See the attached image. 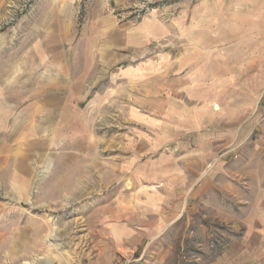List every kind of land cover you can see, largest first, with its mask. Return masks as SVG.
<instances>
[{
	"label": "rangeland",
	"instance_id": "1",
	"mask_svg": "<svg viewBox=\"0 0 264 264\" xmlns=\"http://www.w3.org/2000/svg\"><path fill=\"white\" fill-rule=\"evenodd\" d=\"M46 1L9 0L0 17V42L6 37L12 49L19 47ZM113 14L135 24L159 20L167 35L151 42L144 61L155 62L163 51H172L174 64L191 56L198 66L190 75L193 82L182 86L180 72L168 75L161 95L166 102L157 100L152 82L149 105L141 85L118 88L103 79L95 88L103 97V112L88 118V126L99 133L87 152L10 153L30 160V184L7 181L11 167L0 173L6 178L0 185V264H245L261 248L254 246L253 232L239 227L237 214L227 216L221 207L213 212L204 200L171 215L178 197L167 202L160 183L136 184L133 174L138 161L158 163L166 154L183 153L170 142L184 143L187 136L163 135L169 128L183 132L186 127L196 148L212 130H230L233 142L243 128L262 120L264 0H132ZM209 35L214 36L213 54L206 53ZM192 47L199 48L197 54H188ZM143 58L134 55L130 61ZM207 62L212 64L208 80ZM207 93L213 97L206 98ZM213 99L220 111L207 114L206 101ZM161 137L169 138L167 145L159 144ZM149 144L156 146L152 155ZM229 151L237 161L234 142L220 155ZM138 185L146 190L144 208L156 212L144 215V209H135L142 205L136 200ZM156 222L162 226L153 233L149 227Z\"/></svg>",
	"mask_w": 264,
	"mask_h": 264
},
{
	"label": "crops",
	"instance_id": "2",
	"mask_svg": "<svg viewBox=\"0 0 264 264\" xmlns=\"http://www.w3.org/2000/svg\"><path fill=\"white\" fill-rule=\"evenodd\" d=\"M8 2L0 0V17ZM131 3L132 0H48L19 47L12 49L9 38L1 40L0 56L5 52L8 56L0 57V173L7 172V167L12 168L7 181L17 178V182L30 184V160L27 156L10 155L12 152L38 155L63 148L83 153L96 144L99 132L97 127L88 126V118L97 119L103 112V97L95 89L103 79L121 88L141 85L147 98L144 102L149 105L154 94L150 90L152 82L157 85L154 91H158L159 102L167 101L161 95L170 83L168 75L180 72L178 81L182 86L193 82L192 72L198 66L191 56L174 64L170 58L172 51H163L155 62L144 61L143 57L150 53L151 42L165 37L167 28L156 18L135 24L133 19L120 20L113 14ZM242 12L248 14L245 9ZM208 38L210 45L206 53L213 54L214 36ZM191 49L193 52L186 49L188 54L198 53V47ZM134 55H142L143 59L131 62ZM211 68L212 64L207 62L204 76L207 80ZM205 96L211 99L213 93ZM206 105L207 114L220 111L214 99L207 100ZM261 114L264 117L263 111ZM186 115L185 112L181 118ZM263 117L253 126L243 128L234 139L238 147L237 161L232 160L231 150L220 155L232 146L230 130L221 133L212 130L205 139L199 138L200 143L193 148L190 132L183 127V132L181 128H169L163 134L187 136L182 139L184 143L170 142L171 146H177V151L184 150L182 154L176 157L166 154L158 163L150 158L134 165L136 184L157 182L165 191L167 202L178 197L177 207L169 211L171 215H181L189 203L204 200L213 212L221 207L227 216L237 214L239 227L253 232L257 238L254 246L261 248L249 255L245 264H264ZM254 130L256 134L252 136ZM168 140L161 137L159 144L163 146ZM147 148L150 153L156 150L153 144ZM2 182L6 178L1 176L0 185ZM138 188L136 200L140 199L143 206L140 204L135 209H144V215L156 212L144 208L146 190L139 185ZM183 199L186 206L182 209ZM154 206L160 207L157 203ZM161 226L156 222L149 230L154 233Z\"/></svg>",
	"mask_w": 264,
	"mask_h": 264
}]
</instances>
